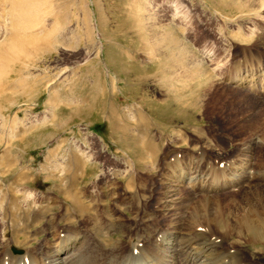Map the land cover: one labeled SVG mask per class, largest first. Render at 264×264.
Here are the masks:
<instances>
[{"label":"rangeland","instance_id":"374dc122","mask_svg":"<svg viewBox=\"0 0 264 264\" xmlns=\"http://www.w3.org/2000/svg\"><path fill=\"white\" fill-rule=\"evenodd\" d=\"M26 3L34 12L21 17ZM11 44L23 53L7 67L18 72L0 77V257L42 256L79 233L100 246L104 264H134L136 239L198 212L191 221L212 223L208 238L226 264L253 256L264 264V237L239 225L249 214L246 186L209 201L198 194L210 169L243 152V161L264 160V89L231 79L258 71L264 86V0H0V53ZM80 157L85 167L69 169ZM182 160L179 182L163 169ZM72 174L81 201L94 195L90 214H76L62 192Z\"/></svg>","mask_w":264,"mask_h":264},{"label":"bare ground","instance_id":"6f19581e","mask_svg":"<svg viewBox=\"0 0 264 264\" xmlns=\"http://www.w3.org/2000/svg\"><path fill=\"white\" fill-rule=\"evenodd\" d=\"M22 8L21 9L23 11L21 9H19V11H22V12H20L21 17L22 16L27 17L28 15H30L29 13L34 12L33 5L27 4L25 7H22ZM13 35L15 36L14 33H13ZM15 39L17 40L18 38H15ZM27 40H29V38ZM33 40H36V39H33ZM30 42H32V41H30ZM30 42L28 41V43H30ZM28 43H27V46L31 45ZM14 44L9 45L3 54L0 53L1 54L0 55V77L9 75L10 73L13 74V73L18 72V70H16V69H15L16 71L15 70L10 71V68H7L8 64L18 62V60H21V54L23 53V51H21L17 47L18 45L16 46ZM19 47H20V45H19ZM23 47H25V50H26V46L23 45ZM23 47L21 46L22 49H24ZM31 56H32V54L27 53L25 55V58H29V60H30ZM245 72H248V70H246ZM256 72H258V71H255V72L252 71V73L248 72V74L246 76H249V79H247V77L243 75L244 72H242V75H241V72L239 70L238 73H236L238 75L231 77V79L234 80V82L239 84V85L245 84L246 83L245 81L248 80L249 90L253 93L254 92L259 93V92H261V90L264 89V86L262 84H260V86L257 87L256 83L258 81L261 83L262 79H261V77H259L260 74L258 75ZM263 74H264V72H263ZM261 76H262V74H261ZM5 84H7V83H5ZM0 88H2V87H0ZM2 93L3 92H0V96H3ZM259 127H260V125H259ZM263 136L264 135H261L260 137L262 139H264ZM147 143H150V142L148 141ZM142 144H140V145L144 149H146L148 146H149V148L152 147L151 144H149L147 146L146 145L144 146ZM80 154H82V153H80ZM244 154H245V152H243L238 157L234 158L232 160V162L226 163L224 165V167H221L220 169L218 167L213 169V170L210 169V171L211 172L213 171V172L211 174H209V176H210L209 184H206L204 182V184H206L207 187H205L204 191H201L198 194L205 196L206 197L205 200L209 201L210 199H212V197L214 198V196H213L214 194H212V192H216V191L218 192L219 190L221 191L225 188H232V187L234 190L235 189L240 190V188H243V186L244 187L246 186L245 193L243 196H244V198H245L244 200H246V204H247V206H245V207H249V214L245 215L244 217H241L239 225L241 224L242 229H244L245 232H247V234L250 233V236L254 235L255 238H257L258 236L262 235V237H264V234H263L264 233V160H261L258 163L255 155L254 156L249 155L246 158V161H243ZM72 156H74V155H72ZM84 158L85 157L73 158L74 161L72 163H69V169L71 166H72V168L74 166H76L79 169L81 167H85L88 159H84ZM209 158H211V157H209ZM71 159H70V161H71ZM177 160H179V159H176L174 161H177ZM217 162H219V161H216V165L220 166L219 163H221V162H219V163H217ZM222 165H223V163H222ZM13 166L14 165H12V167ZM12 167H10V168H12ZM95 167H97V166H95ZM188 167H190V166H188ZM207 168H209V166ZM163 170H167V172H169L168 170H170L172 173V176L178 178V180L180 179L179 182H182L181 180L186 175L185 170H187V166L184 165L183 160L179 161L176 164L172 163V165L170 162H167L165 164V167ZM73 172H71V173H73ZM164 174H165V171H163V173L161 175V177H162L161 183H162L163 179H165ZM78 175H76V174L68 175L69 176V178L67 179L68 181H65V183H64L67 186L62 189V192L64 194H67V193L69 195L72 194V198L70 200L72 201V203L75 206V207H73V206L72 207L76 208L78 213H76L74 210H73V212H75L78 215H83V214L87 215V214H90L89 209L91 210V206L93 205L94 199L92 200V198L94 197V195H92V198H91L92 202H89L88 204L81 201L80 197L78 196L79 193H77V191L73 188L77 184L76 179H77ZM21 176L19 175V177H21ZM25 177H26V175H25ZM166 177H168V175ZM14 179H16V178H14ZM192 179H193V177H192ZM201 183H203V182H201ZM196 185H197V183H195V186ZM193 186H190V187H193ZM171 188H172V186H171ZM175 188H176V186H175ZM175 188H173V189L176 190ZM174 190L171 189V190H168L167 192L164 191L165 196L163 195L162 198L159 199V202H161V204L158 206L160 211L163 209H167L169 207L170 202H171L170 200H168L169 199L168 197L171 196V195H169V193L171 191H174ZM85 193H87V192H82V193L80 192V194L82 196ZM166 193H167V195H166ZM195 194H196V192H195ZM166 197H167V199H166ZM194 197L193 196L190 197L191 201L193 200ZM173 201H175V200H173ZM17 202H18V200H17ZM17 202H14L15 207H18L19 202L18 203ZM26 211H27V209H26ZM22 212H24V211H22ZM22 212H19L21 214L20 216H22V215L25 216L24 213H22ZM256 212L259 213V214H257V216H258V218H256L257 221L254 220V218H253V214H256ZM202 213H204L203 216H205V218H207L206 216H208V217L212 216V218H215L212 220L215 223L214 226L218 227V226H220V224L223 223L221 221L222 217L221 216L219 217V215H218V217L216 214L214 216L213 214H210L207 210H205V211L203 210ZM26 216H29V215H26ZM197 216H198V212H196V213L194 212V214H192V216L190 217V221H188V222H185L180 217H173V219L169 220V226L167 228H163L157 232L151 233L150 236L147 238L136 239L137 241L134 243V247L132 249V254H129L130 256H128V257L130 259L133 258L134 264H163V263H165V261H167L165 264H226L227 262H225L223 257H222L223 252H221V248L218 245V242L215 241L216 238L215 239L208 238V234H213L212 233L213 230L209 229L210 228L209 225H212V223H209L207 228L202 227L199 223H197L195 221H191V220H193V218L195 219ZM199 217L200 216H198V221H199ZM19 218H21V217H19ZM20 220H22V219H20ZM193 223L194 224L196 223V225H197L195 228H193V225H192ZM205 224H208V223H205ZM198 228H202L203 231H199ZM171 229H173L172 232L170 231ZM13 230H16V229H13ZM67 233H69V232H67ZM85 237H83L79 233H75V234H72V233L66 234L65 233L64 236H60L56 242L52 243L53 245L50 246L48 248V251L45 254H42V256L40 255L41 252L39 253L37 251H36V253H33L31 251L30 252L27 251L24 255L18 256V257L17 256L11 257L8 253H5L4 256L0 257V264H51L53 261L55 262V260L59 261L57 264H60L64 261L69 262L68 264H104V258L105 257L101 258L103 255V252H102L100 246L99 245L96 246L95 243L92 242V240H91V242H88ZM22 239H23V237H22ZM261 240L263 241V239H261ZM141 242H142V244H141ZM168 242H170L171 246L169 248L165 249V244ZM254 242H257V241H254ZM0 243H1V241H0ZM29 246H30V244H29ZM115 246H116V244H115ZM132 246H133V244H132ZM130 248H132V247H130ZM40 250H42V249H40ZM130 251H131V249H130ZM229 252H230V250H229ZM37 253H39V255H37ZM236 253L237 252H235V254ZM62 254H66L68 257H64ZM203 259H205V260H203ZM250 259L251 260L249 262H247V264H257L258 263V261L256 260V258L254 256L251 257ZM112 260H111V262H112ZM244 260L246 261V259H244ZM127 261H128V258H127ZM132 261H129V262H132ZM111 262L109 263V261H108L109 264H115L114 262L113 263H111ZM232 262H234V261H232Z\"/></svg>","mask_w":264,"mask_h":264}]
</instances>
